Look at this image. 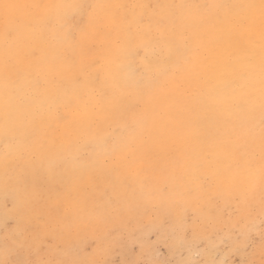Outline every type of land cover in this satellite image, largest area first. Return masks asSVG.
<instances>
[{"label":"snow or ice","instance_id":"1","mask_svg":"<svg viewBox=\"0 0 264 264\" xmlns=\"http://www.w3.org/2000/svg\"><path fill=\"white\" fill-rule=\"evenodd\" d=\"M0 192V264H264V0H0Z\"/></svg>","mask_w":264,"mask_h":264},{"label":"rangeland","instance_id":"2","mask_svg":"<svg viewBox=\"0 0 264 264\" xmlns=\"http://www.w3.org/2000/svg\"><path fill=\"white\" fill-rule=\"evenodd\" d=\"M16 1L25 3L26 0H14V2ZM27 1L26 3L32 2V0H29V2ZM145 1L155 2L152 0ZM187 1L188 3L201 2V0H195L194 2L192 0H171V2L175 3H187ZM42 2H52V0H42ZM94 2L107 3L114 2V0H94ZM121 2H124V0H121ZM207 2H220V0H207ZM5 215L6 208L4 196L3 193L0 192V235H2L3 232ZM134 228L135 230L131 236L126 235L118 238V243L109 257L114 264H124V262L129 260L143 258L158 261L159 264H175V262L181 258L177 239L166 231L159 229L148 219H144L139 226H134ZM132 249H135V251L133 252ZM141 250H143L145 254L143 257L140 255ZM242 258L243 257L239 254H230L229 250L225 247H219L216 253V259L218 261H225L227 264H240Z\"/></svg>","mask_w":264,"mask_h":264},{"label":"bare ground","instance_id":"3","mask_svg":"<svg viewBox=\"0 0 264 264\" xmlns=\"http://www.w3.org/2000/svg\"><path fill=\"white\" fill-rule=\"evenodd\" d=\"M27 1V0H26ZM26 1H25V3H26ZM31 1V0H30ZM51 1V0H50ZM149 1V0H148ZM152 1H155V2H157V0H152ZM177 1H179V0H177ZM181 1V0H180ZM185 1V0H184ZM193 2L195 1V0H192ZM204 2V0H201V2ZM211 1H214V0H211ZM216 1V0H215ZM217 1H219V0H217ZM17 2V1H16ZM20 2V1H19ZM27 2H29V0L27 1ZM32 2H33V0H32ZM145 2H147V1H145ZM150 2V1H149ZM164 2H171V0H164ZM199 2V1H198ZM22 3H24V2H22ZM30 3V2H29ZM178 3V2H177ZM187 3H188V1H187ZM190 3V2H189ZM192 3V2H191ZM195 3V2H194Z\"/></svg>","mask_w":264,"mask_h":264}]
</instances>
